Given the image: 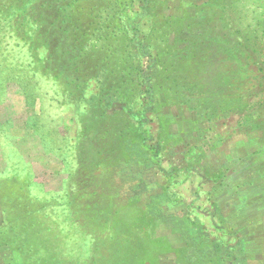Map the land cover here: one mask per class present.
<instances>
[{
    "label": "rangeland",
    "instance_id": "374dc122",
    "mask_svg": "<svg viewBox=\"0 0 264 264\" xmlns=\"http://www.w3.org/2000/svg\"><path fill=\"white\" fill-rule=\"evenodd\" d=\"M47 6L0 0V264H264V0Z\"/></svg>",
    "mask_w": 264,
    "mask_h": 264
},
{
    "label": "trees",
    "instance_id": "16d2710c",
    "mask_svg": "<svg viewBox=\"0 0 264 264\" xmlns=\"http://www.w3.org/2000/svg\"><path fill=\"white\" fill-rule=\"evenodd\" d=\"M42 4H43V7H44V9L48 12V11H50V9H49V6H47V0H42ZM212 4H216V2H214V3H212ZM207 5H211V3H208ZM56 8H61L60 6H57ZM217 9H210V10H208V12L209 13H211V14H213V15H216L215 16V19L214 20H218L217 19V11H216ZM50 18H52V17H50ZM52 20H53V18H52ZM52 27H53V25H52ZM51 31H52V28L50 27V38H48V46L50 45V43H51ZM39 35H41V34H39ZM48 35H49V31H48ZM46 41V40H45ZM74 53V52H73ZM69 68L70 69H73V67H77V64L75 63V61L73 62V60H70L69 59ZM4 184H5V181H3V182H0V187H3L4 186ZM96 249L98 250L99 249V247H97L96 246ZM138 249V248H137ZM136 249V250H137ZM135 250V252L134 253H132V255H130L129 256V254H124L125 255V258L123 259V258H121V259H118V258H116L117 256H118V254H116V253H113L114 254V259H117L116 260V262H117V264H127V261L126 260H128L129 258H130V260H132V259H134V260H139V259H141V258H146V259H150L151 257H147V256H145V253L143 252V250H139V251H136ZM141 253V254H140ZM116 255V256H115ZM123 259V260H122Z\"/></svg>",
    "mask_w": 264,
    "mask_h": 264
}]
</instances>
